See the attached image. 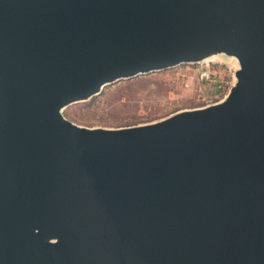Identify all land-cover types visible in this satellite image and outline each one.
<instances>
[{
    "label": "water",
    "instance_id": "water-1",
    "mask_svg": "<svg viewBox=\"0 0 264 264\" xmlns=\"http://www.w3.org/2000/svg\"><path fill=\"white\" fill-rule=\"evenodd\" d=\"M218 52L238 63L218 103L59 113ZM0 264H264V0H0Z\"/></svg>",
    "mask_w": 264,
    "mask_h": 264
},
{
    "label": "rangeland",
    "instance_id": "rangeland-1",
    "mask_svg": "<svg viewBox=\"0 0 264 264\" xmlns=\"http://www.w3.org/2000/svg\"><path fill=\"white\" fill-rule=\"evenodd\" d=\"M208 59L209 69L215 72L212 83L197 79V62L185 61L116 79L89 97L64 104L59 113L77 126L117 129L218 103L232 89L238 63L219 52L209 54Z\"/></svg>",
    "mask_w": 264,
    "mask_h": 264
},
{
    "label": "built area",
    "instance_id": "built-area-1",
    "mask_svg": "<svg viewBox=\"0 0 264 264\" xmlns=\"http://www.w3.org/2000/svg\"><path fill=\"white\" fill-rule=\"evenodd\" d=\"M209 63V59L197 61V66L194 71L197 79H199L200 81L212 83L214 82L213 80L215 78V72L209 69Z\"/></svg>",
    "mask_w": 264,
    "mask_h": 264
}]
</instances>
